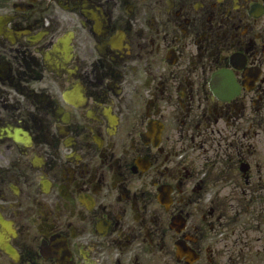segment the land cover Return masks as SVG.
Returning <instances> with one entry per match:
<instances>
[{
	"label": "flooded vegetation",
	"instance_id": "1",
	"mask_svg": "<svg viewBox=\"0 0 264 264\" xmlns=\"http://www.w3.org/2000/svg\"><path fill=\"white\" fill-rule=\"evenodd\" d=\"M0 264H264V0H0Z\"/></svg>",
	"mask_w": 264,
	"mask_h": 264
}]
</instances>
